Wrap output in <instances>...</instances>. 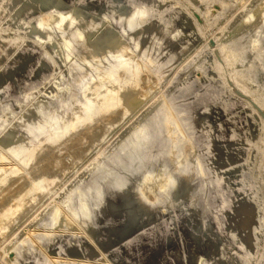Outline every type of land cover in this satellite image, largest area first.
Returning <instances> with one entry per match:
<instances>
[{"label":"bare ground","instance_id":"6f19581e","mask_svg":"<svg viewBox=\"0 0 264 264\" xmlns=\"http://www.w3.org/2000/svg\"><path fill=\"white\" fill-rule=\"evenodd\" d=\"M200 4L0 0L8 31L0 35V131L39 87L60 88L21 111L5 144L17 158L33 155L38 190L0 168V232L50 191L39 186L58 183L103 143L205 35L210 20ZM37 11L45 16L34 19ZM238 37L207 51L199 79L178 76L161 107L77 182L68 229L83 232L28 236L17 264H264V245L252 246L264 237V89H252L253 75L237 68L246 43L239 47ZM70 56L74 64L55 80ZM53 139L60 144L49 145ZM63 152L71 161L62 163ZM52 216L42 226L65 222Z\"/></svg>","mask_w":264,"mask_h":264},{"label":"rangeland","instance_id":"374dc122","mask_svg":"<svg viewBox=\"0 0 264 264\" xmlns=\"http://www.w3.org/2000/svg\"><path fill=\"white\" fill-rule=\"evenodd\" d=\"M202 9L206 12L210 20L209 27L205 35L199 38L193 46L182 52L177 58L175 67L167 73L151 94L138 106L135 111L123 121L100 145L95 147L80 163L73 166L69 172L62 175L58 183L46 182L39 186V192L50 188V191L38 199L32 210L26 212L16 223L9 225L0 232V264H17V260L24 255V249L20 246L28 236H36L40 233H52L51 230L64 236L70 233L77 235L83 230L80 226L68 229L70 220V193L75 188L77 182L86 177L89 167L98 166L100 158L108 156L115 148V145L124 139L131 131L139 128L143 120L154 110L161 107L165 96H168L180 76L183 80L188 77L199 79L202 76L200 64L206 59L207 51L221 46L235 32L239 33L238 46L245 43L237 62V68L249 71L252 77L251 88L264 89V43L258 41L264 28V0H200ZM11 12L6 15V20L11 17ZM45 16L43 11H37L34 19H42ZM105 24L100 25L90 36L89 40L95 39L103 32ZM194 31V30H193ZM8 33L7 28L0 22V35ZM64 32L61 33V35ZM247 40V41H246ZM41 46H46V41H40ZM76 56H70L55 71L53 78L61 80L65 77L66 71L74 64ZM106 77L102 75L101 83H105ZM60 88L54 84L46 83L39 87L35 94L23 102L20 110L12 112L8 120L4 122L0 131V168H10L18 173L26 175L30 181V193L38 190L35 186L34 171L28 166L33 158L29 151H23L21 157H16L15 152L6 148L7 140L18 130L14 129V124L18 120L21 111L27 110L33 103L43 99H54ZM84 127H80L83 129ZM81 131V130H80ZM2 141L4 143H2ZM59 145L60 141H51L49 145ZM52 146H49L51 148ZM50 154V151H48ZM47 153V156L49 155ZM213 155V154H211ZM46 157V156H44ZM62 163L71 161V153H61L59 157ZM38 157L36 158V160ZM35 164V163H34ZM63 166V165H62ZM41 168V167H37ZM212 171H210L211 173ZM209 173V174H210ZM249 178L252 179L250 173ZM42 190H41V189ZM41 190V191H40ZM42 194V193H41ZM58 212L65 222L58 226H42L44 221ZM56 217V216H55ZM145 223V220H144ZM70 230V232H68ZM67 231L66 233H64ZM29 243V241H26ZM264 245V237H257L253 243V248ZM203 259L199 260L202 263Z\"/></svg>","mask_w":264,"mask_h":264}]
</instances>
